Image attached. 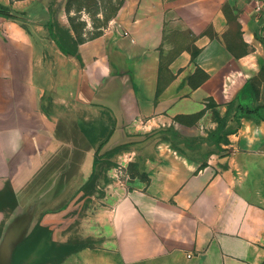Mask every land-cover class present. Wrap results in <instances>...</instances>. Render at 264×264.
I'll return each mask as SVG.
<instances>
[{
	"label": "crops",
	"instance_id": "1",
	"mask_svg": "<svg viewBox=\"0 0 264 264\" xmlns=\"http://www.w3.org/2000/svg\"><path fill=\"white\" fill-rule=\"evenodd\" d=\"M51 1L0 0V264H262L264 0H124L73 56Z\"/></svg>",
	"mask_w": 264,
	"mask_h": 264
},
{
	"label": "rangeland",
	"instance_id": "2",
	"mask_svg": "<svg viewBox=\"0 0 264 264\" xmlns=\"http://www.w3.org/2000/svg\"><path fill=\"white\" fill-rule=\"evenodd\" d=\"M53 1V0H52ZM120 0H55V9L51 12L52 18L66 25L78 39L89 40L102 34L113 26L117 4ZM231 14V10H227ZM232 19V18H231ZM234 22V20H232ZM258 78L248 84V93L243 92L242 99L249 96L264 105V69ZM263 81V88L261 84ZM247 98V99H246ZM252 106L250 103H247Z\"/></svg>",
	"mask_w": 264,
	"mask_h": 264
},
{
	"label": "trees",
	"instance_id": "3",
	"mask_svg": "<svg viewBox=\"0 0 264 264\" xmlns=\"http://www.w3.org/2000/svg\"><path fill=\"white\" fill-rule=\"evenodd\" d=\"M124 0H120L119 3L117 4V8L115 12L118 11L119 7L122 5ZM55 3V0L51 1V6L52 4ZM7 6H4L0 4V11L7 13ZM46 27L48 29L49 35L53 38L59 49L64 52L67 55H77V43L78 42H83L85 39L77 38L76 36L73 35L71 32V29L68 28H63L58 20L55 18H50L46 22ZM245 91V89L242 90L241 94L238 95L239 98H242V94ZM238 107H240L243 111L246 112H252L256 113L259 117L264 119V105H256V106H249L247 103H238ZM232 108V102L229 104V110L227 111L226 116H228L230 109ZM223 125H224V118L219 119L218 125L216 130L217 131H223ZM234 131V129L229 128L224 130L225 133H230ZM78 244H84L86 242L82 241H76ZM264 264V261L262 262Z\"/></svg>",
	"mask_w": 264,
	"mask_h": 264
}]
</instances>
